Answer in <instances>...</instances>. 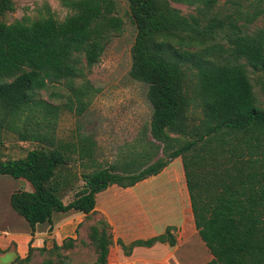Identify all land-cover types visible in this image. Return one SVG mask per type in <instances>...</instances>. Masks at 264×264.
Returning a JSON list of instances; mask_svg holds the SVG:
<instances>
[{"label": "trees", "instance_id": "obj_1", "mask_svg": "<svg viewBox=\"0 0 264 264\" xmlns=\"http://www.w3.org/2000/svg\"><path fill=\"white\" fill-rule=\"evenodd\" d=\"M125 1L135 29L128 76L146 86L151 113L105 166L94 163L86 141L65 143L54 130L61 109L79 116L96 93L86 75L120 32L114 1L59 0L68 10L61 20L46 9L33 20L0 21V138L20 126V139L36 144L23 158L0 162L1 176L30 186L10 193L9 208L31 233L50 225L53 213L88 218L96 214L97 193L112 185L130 188L179 158L209 264H264V103L248 73L264 74V28H248L264 15V0H224L219 8L217 0ZM170 3L193 7V13L181 15ZM11 11L12 2L0 0V17ZM48 88L57 89L50 95L58 104L39 97ZM73 155L94 168L80 175L82 187L63 204L69 179L62 171ZM170 230L116 244L124 256L135 247H171ZM109 231L102 217L89 228L94 264H106ZM73 243H53L57 264H65L60 251Z\"/></svg>", "mask_w": 264, "mask_h": 264}, {"label": "rangeland", "instance_id": "obj_2", "mask_svg": "<svg viewBox=\"0 0 264 264\" xmlns=\"http://www.w3.org/2000/svg\"><path fill=\"white\" fill-rule=\"evenodd\" d=\"M10 1L13 11L6 12L0 17V21L6 24L22 18L33 20L45 16L46 9L56 20H61L68 14V10L60 5L59 0ZM113 1L122 26L120 32L112 36L106 44L99 62L86 75V79L96 93L79 116L61 109L54 130L56 138L65 143H77L82 139L86 141L91 151V159L101 166L116 160L118 148L134 139L140 128L148 124L151 113L145 96L146 86L128 76L130 47L135 29L129 16L127 3L125 0ZM223 4L224 0H217L218 8ZM170 6L184 16L193 13V7L175 3H170ZM248 28L249 30L264 28V15L256 19ZM248 73L257 100L264 103V74ZM56 90V88H48L40 91L38 95L42 100L58 104L59 100L50 95L51 91L56 92ZM59 91L62 92L61 89ZM22 131L23 129L17 126L14 130L1 132L0 162L23 158L28 151L36 147L34 142L20 139L19 133ZM72 159L73 161L68 162L62 171L69 179L61 199L63 204L70 202L74 194L82 187L80 175L94 168L87 160L80 164L75 155ZM28 186L21 179L15 180L0 175V264H42L43 262L57 264L54 252H50L52 245L54 241L57 242L56 245H61L66 238L73 239L74 243L71 249L60 251L64 253L65 264H70L71 259L75 262V259L70 256L76 253L83 256V264H94L95 253L88 239V233L90 226L100 218L96 214L84 218L73 211L53 213L50 225L37 226V240H43L42 250L39 252L40 248L32 247V250L27 253L28 245L30 246L33 240L32 238L23 240V238L25 235H32L33 232L31 233L27 224L11 211L8 196L15 190H26ZM178 186L180 191L182 188V195L186 197L183 199V207L184 211H188L192 224L180 160L176 158L168 162L153 180L138 186L135 191H140L136 192V199L131 200L126 195L121 197L120 211L127 219L128 225L133 226L137 214L141 218H151L155 227L158 226L159 229L165 224L177 222L180 216L176 215L175 211L178 201L176 194L178 190L175 188ZM135 207H138L137 211L130 212V209L134 210ZM172 232L175 237V228ZM193 251L194 249L190 247V255ZM25 257L27 259L22 260Z\"/></svg>", "mask_w": 264, "mask_h": 264}, {"label": "crops", "instance_id": "obj_3", "mask_svg": "<svg viewBox=\"0 0 264 264\" xmlns=\"http://www.w3.org/2000/svg\"><path fill=\"white\" fill-rule=\"evenodd\" d=\"M154 177L155 176L142 180L130 188H119L112 185L95 195L94 211L96 215L102 217L108 224L112 239V243L108 247L106 264H209L211 256L197 238L193 224L190 223L188 211H184L183 199L185 195H182V188L180 191L179 186L175 188V190H178V193H176L178 195V201L175 211L176 215L180 216L177 222L165 224V226H161V229H159L158 226L155 227L151 218H141L140 215L137 214L136 220L134 219L133 221V226L130 224L128 225L127 219L124 218L123 213L120 211L121 197L126 195L131 200L136 199V192L140 191H135L138 189V186L146 184L148 180H153ZM175 184L177 185L178 183ZM25 191H30V186L26 187ZM137 209L138 207H135L134 210L130 209V212L134 213ZM185 215H187V217H185ZM37 226L32 235H25L23 238V240L32 238L31 248H43L44 246L42 245L43 240H37ZM167 227L171 228L170 232L172 235V231L175 228V243L171 247L166 243H156L149 248L135 247L128 256H124L119 246L116 244L117 239L123 244H128L134 240H146L162 234ZM54 244H57V242L54 241ZM190 247L194 249L191 255L189 253ZM192 256L193 258L191 259ZM70 257L75 259V262L71 259L70 264H83V256L81 254L76 253Z\"/></svg>", "mask_w": 264, "mask_h": 264}]
</instances>
